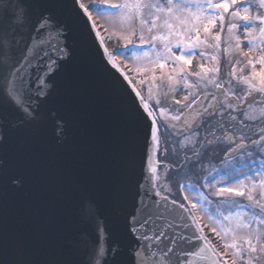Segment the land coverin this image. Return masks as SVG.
<instances>
[{"label":"snow or ice","instance_id":"1","mask_svg":"<svg viewBox=\"0 0 264 264\" xmlns=\"http://www.w3.org/2000/svg\"><path fill=\"white\" fill-rule=\"evenodd\" d=\"M240 2L230 0L231 5ZM230 3L229 0L215 4L211 0H122L120 3L100 0L85 11L88 13L90 32L97 27L92 21L95 13L109 18L111 28L128 33L122 37L123 50L115 53L106 50L109 62L122 53L126 60H147V63L134 66L137 71L153 73L152 80L155 81L156 69H165L168 61L180 65L179 68L173 66L172 72L184 73V66L192 64L198 47L220 48L224 17L217 10L228 12ZM254 4L257 9L264 10V0H249L242 5V10L231 13L233 21L238 18L242 23L233 22L227 29L230 53L235 51L250 57L256 50L260 52L258 63L261 70L257 71L256 62L248 59L251 74L242 78L248 94L253 91L264 93V11L253 13ZM53 8L51 0L0 2V107L15 115L13 126L39 121L42 108L52 96L54 78L70 59V27L58 19ZM217 19L221 22L220 32L211 35ZM137 20L139 32L135 28ZM201 28L204 39L201 38ZM237 29H242L247 51L242 48ZM145 30L149 35H145ZM193 32L194 37L190 35ZM209 35L211 42L207 38ZM133 38L139 44L134 43ZM157 42L162 48L157 49ZM146 45L151 46V55L147 51L131 50L143 49ZM199 55L204 57L203 52ZM212 59L215 60L216 56ZM200 69L199 72L189 73L198 77L194 83L189 84L187 77L181 76L186 87L196 89L212 85L224 98L215 111L208 109V118L202 123L196 118L203 114L207 104L196 108L201 100L195 93L183 96V102L187 103L175 99L174 104L178 108L150 107L146 103L143 107L149 109L148 117L172 111L171 119L182 122L181 127L175 129L181 133L180 141L172 145L165 141L164 151L177 156L174 171L195 172L211 155L212 145L221 140L229 144L232 152L224 165L216 169L199 188L191 183L180 185L183 191L192 194V199L184 196L187 204L173 199L169 205L168 197L161 195L167 185L163 188L157 186V167L149 165L148 148H152L158 156L161 152L159 122L158 119L151 120L145 133V155L139 178L135 174V160L129 158L103 211L91 198L82 200L78 206L81 221L93 227L98 237L95 244L86 245L83 264H112L118 258H121L120 264H229V260L223 258L224 253L209 241L205 227H209L210 232L223 242L225 252L231 250V264H264V202L255 200L252 195L257 187L264 190V159L254 157L249 150V147L260 148L264 152L261 145L264 141V107L256 109L249 104L244 108L241 95L207 75L218 72V68H205L201 64ZM234 72L235 69L232 74ZM257 78L258 86L253 82ZM168 79L173 84L178 83L170 75ZM136 95L141 94L137 92ZM159 103L157 100L156 104ZM237 111L242 112V119H237ZM52 116L55 117L56 113ZM257 121L260 122L258 125ZM54 123L56 134L61 137L65 132L64 121L57 118ZM189 123L198 125L195 131H185ZM3 124L4 117L0 115V147L7 144ZM246 135H255L256 139H250V145L235 143L233 137L243 140ZM237 158L241 161L239 164L229 163ZM12 184L19 187L21 181L13 179ZM246 191L247 200L252 203L241 210L242 206L235 197H245ZM113 229L132 243L122 246L114 239ZM185 229H191L190 233L185 234ZM80 239L86 240V236L81 234ZM194 241L198 243L193 245V249H186L185 246Z\"/></svg>","mask_w":264,"mask_h":264},{"label":"water","instance_id":"2","mask_svg":"<svg viewBox=\"0 0 264 264\" xmlns=\"http://www.w3.org/2000/svg\"><path fill=\"white\" fill-rule=\"evenodd\" d=\"M51 3L58 19L70 27L71 48L69 61L54 78L52 96L31 125L13 126L15 115L0 107L7 136L0 147V264H83L86 245L98 237L81 221L80 202L91 198L103 211L126 161L135 160L137 178L144 162L145 133L152 120L146 108L89 31L78 1ZM217 95V90L204 92L202 105ZM57 118L65 125L61 137L55 130ZM178 127L171 124L181 136ZM148 154L149 165L156 166L155 151L148 148ZM17 178L19 187L12 184ZM113 237L122 246L132 243L116 229ZM197 243L185 247L193 249Z\"/></svg>","mask_w":264,"mask_h":264},{"label":"rangeland","instance_id":"3","mask_svg":"<svg viewBox=\"0 0 264 264\" xmlns=\"http://www.w3.org/2000/svg\"><path fill=\"white\" fill-rule=\"evenodd\" d=\"M99 2H100V0H86V3H88L86 5L90 6V5H92V3H99ZM112 2L120 3V2H122V0H112ZM203 2H207V0H203ZM211 2L213 4H215V3L222 2V0H211ZM230 9H232L231 3H230L229 10ZM218 10H220V9H218ZM218 10H217V12H218ZM251 11H252V9H251ZM261 11H264V10H261ZM93 16L98 21H100V25H102L101 29L105 32V35L108 36L109 41L112 45H115V46H119V45L123 46L124 45V40L122 37L126 36L128 34L127 32L118 31L116 28H111L109 18L99 17L95 13H93ZM137 27H140L138 20L135 23V28H136V31L139 32V28H137ZM214 29L215 28L211 29V35H215L216 33L220 32V28L218 29L217 32H214ZM185 31H186V29H185ZM200 34H201V38L204 39L205 34L203 33L202 28H201ZM145 35L146 36L149 35L146 32V30H145ZM190 35L194 37L195 33L194 32L190 33ZM211 35H209L207 37L209 42H211V38H210ZM220 35H221V41H220V48L219 49L214 50V49L208 48L206 46L198 47L204 53V57L202 58L199 54H196L195 55L196 59L194 60L193 65L184 66L185 72L187 73L188 83L191 84L192 80H194V82H196L198 80V77H196L194 74L189 75V73L199 72L201 70L200 65L203 64V62H204L205 68H218L219 69L218 72L208 73L207 75L209 76V78L215 77L217 82L223 81L225 83L224 84L225 87H232L233 88L235 86V87L243 88L239 95H241L243 97V105L242 106L244 108H247L249 106V104H251V106L253 108H256V109L264 107V93H258V92L253 91V92H251V94H248L247 86L242 83V78L244 76H248L251 74V66L249 65L250 68L247 69V72H245V68L239 67L241 64L248 65L247 64L248 59H252L254 61V58L256 56L259 57L260 54L257 55V51H259V50L254 51L250 57H244L242 54L237 53L235 51L230 53L228 51V42H227L228 33L227 32L225 33L223 31V32H220ZM243 39L245 40L244 36L242 35L241 41H243ZM156 47H157V49H160V48H162V45H160L159 42H157ZM242 48L244 51H247V42L245 45H242ZM175 51L176 50L174 49V52ZM147 52H149L151 55V49L147 50ZM176 54H179V53L177 52ZM213 56H216L215 60L212 59ZM118 57L121 58V55L117 56V59H118ZM258 57H257V59H258ZM121 59L124 61V63H128L130 65V68L133 67L135 72L137 73V75L141 74V76L143 78L142 86L144 87V89H143L144 96H145L147 103H150V106H153V105L156 106L157 100L160 101V103H159V105H160L162 102V99L166 98L168 95H171V94H179L181 96L184 95V91L181 88V86L179 85V84L183 85L184 80H180V77H179L180 73H174L171 71V68L173 66L179 68L180 67L179 63H176L175 65H173L172 61H168L165 69L161 70V69L157 68L156 72L154 73L156 75L157 79L155 81H153L152 80L153 73L145 72V71H137L136 67L134 66L137 64H141V63H147V60L138 61L134 58L126 60L124 58V56ZM113 60L115 61V58ZM221 62H224L225 67H226V71H223V73H222L223 69L220 67ZM254 62H256L257 71H260L261 65L258 63V60H255ZM232 64H237V65H232ZM230 66H231V68L229 70H227ZM233 69H235L234 74H232ZM169 75L172 76V78L174 80L178 81V83L173 84L171 81H169V79H168ZM253 82L256 83L257 86L259 85V79L258 78ZM200 88H202V89L201 90L198 89V91L195 92V94L197 96L200 95L205 90L215 89V87L212 85H209L206 88L205 87H200ZM196 89H194V90H196ZM192 90L193 89H190V91H192ZM190 91L187 90L186 93L188 94V93H190ZM190 99H191V97H190ZM159 105H157V106H159ZM167 116L168 115L166 112V114H164L162 117L159 116V113H157V116H155V117H159L160 119L166 120L168 118ZM171 141H174V140L171 139ZM261 145L264 146V141L261 142ZM256 149H257L256 152L258 154L263 155L264 152H261L260 148H256ZM263 157H264V155L262 156V159H263ZM204 164H206V163H204ZM207 168H208V165H203L201 168L197 169L195 172L198 173V175H200L202 173H205L204 171ZM195 172H193V173H195ZM189 194L192 197V194L190 191L188 192V195ZM252 195H253L255 200H260V201L264 202V190L260 189L259 187H257L252 192ZM213 199L215 200L216 198L213 197ZM235 199L240 202V204L242 206L241 210H243L244 207H246L250 204V201L247 200V191H246V197H235ZM221 244L223 245V242H221ZM228 254H229V256H231V250H229Z\"/></svg>","mask_w":264,"mask_h":264},{"label":"trees","instance_id":"4","mask_svg":"<svg viewBox=\"0 0 264 264\" xmlns=\"http://www.w3.org/2000/svg\"><path fill=\"white\" fill-rule=\"evenodd\" d=\"M242 89H243V88H241V87H239V88H235L234 92L237 93V94H240V92H241ZM255 123L258 124L259 121L255 122Z\"/></svg>","mask_w":264,"mask_h":264}]
</instances>
